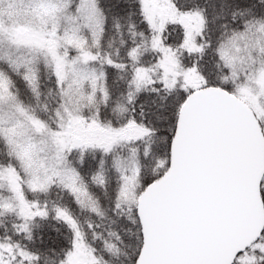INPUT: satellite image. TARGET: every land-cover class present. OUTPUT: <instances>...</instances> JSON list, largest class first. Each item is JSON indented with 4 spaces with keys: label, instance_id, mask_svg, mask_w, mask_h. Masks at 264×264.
<instances>
[{
    "label": "snow or ice",
    "instance_id": "6c2138e0",
    "mask_svg": "<svg viewBox=\"0 0 264 264\" xmlns=\"http://www.w3.org/2000/svg\"><path fill=\"white\" fill-rule=\"evenodd\" d=\"M0 264H264V0H0Z\"/></svg>",
    "mask_w": 264,
    "mask_h": 264
}]
</instances>
